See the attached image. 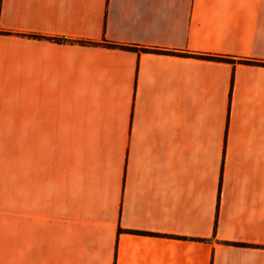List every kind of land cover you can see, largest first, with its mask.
Listing matches in <instances>:
<instances>
[{"label": "crops", "instance_id": "crops-1", "mask_svg": "<svg viewBox=\"0 0 264 264\" xmlns=\"http://www.w3.org/2000/svg\"><path fill=\"white\" fill-rule=\"evenodd\" d=\"M259 61L264 0H0V264H264Z\"/></svg>", "mask_w": 264, "mask_h": 264}, {"label": "trees", "instance_id": "trees-1", "mask_svg": "<svg viewBox=\"0 0 264 264\" xmlns=\"http://www.w3.org/2000/svg\"><path fill=\"white\" fill-rule=\"evenodd\" d=\"M80 42L82 43H94L92 41H86V40H81ZM102 43L106 44V45H110V46H121L124 48H131V49H138L137 45H131V44H116L113 42H109V41H103ZM140 49L142 50H153V51H163L162 49H158V48H148V47H140ZM200 56H204V57H209V58H217V59H230L229 56H224V55H212V54H208V53H203V54H198ZM241 61H246V62H251V60L248 59H240ZM261 63H264V61H259Z\"/></svg>", "mask_w": 264, "mask_h": 264}]
</instances>
